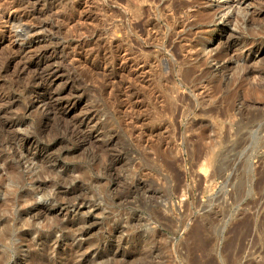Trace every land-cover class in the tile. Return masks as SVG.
Segmentation results:
<instances>
[{"label":"rangeland","instance_id":"1","mask_svg":"<svg viewBox=\"0 0 264 264\" xmlns=\"http://www.w3.org/2000/svg\"><path fill=\"white\" fill-rule=\"evenodd\" d=\"M0 264H264V0H0Z\"/></svg>","mask_w":264,"mask_h":264},{"label":"bare ground","instance_id":"2","mask_svg":"<svg viewBox=\"0 0 264 264\" xmlns=\"http://www.w3.org/2000/svg\"><path fill=\"white\" fill-rule=\"evenodd\" d=\"M183 6H186V5H183ZM181 7H182V6H181ZM172 9H173V7L171 8V10H170V8L168 9V10L170 11V13H172V12H171ZM176 11H178V10H176ZM179 25H181V24H179ZM181 26H182V25H181ZM49 31H50V30H49ZM51 31H52V30H51ZM45 34H46V33H45ZM30 35H31V34H30ZM35 48H36V47H35ZM37 48H38V47H37ZM73 59H75V58H73ZM84 59H85V58H84ZM124 59H125V58H124ZM126 59H127V58H126ZM124 61H125V60H124ZM50 66H51V65H50ZM129 68H130V67H129ZM49 73H50V72H49ZM76 211H77V210H76ZM247 220H248V219H247ZM248 221L251 223L250 220H248ZM248 221H245V222H244V226H245V229H246V230H244L242 233L240 232V233H239L240 235H239V234H238V235L236 234V235H237V238H238V237H242L243 240H245V239L247 238L248 233H249V228H250V227H249L250 223H248ZM238 227H239V225L236 227L237 230L239 229ZM242 229H243V228H242ZM242 229H241V230H242ZM238 232H239V231H238Z\"/></svg>","mask_w":264,"mask_h":264}]
</instances>
